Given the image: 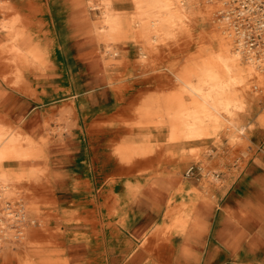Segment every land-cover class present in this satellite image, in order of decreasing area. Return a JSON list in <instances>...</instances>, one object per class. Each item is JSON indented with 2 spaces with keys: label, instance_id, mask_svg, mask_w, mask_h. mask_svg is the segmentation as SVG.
I'll use <instances>...</instances> for the list:
<instances>
[{
  "label": "rangeland",
  "instance_id": "1",
  "mask_svg": "<svg viewBox=\"0 0 264 264\" xmlns=\"http://www.w3.org/2000/svg\"><path fill=\"white\" fill-rule=\"evenodd\" d=\"M184 7L187 18L171 26L170 34L153 32L148 38L140 33L138 9L133 0L117 1L114 10L131 23V37L111 45L113 48L108 51L106 44L95 35V28L102 20V0H0V84L3 88L36 94L29 80L32 78L36 84L49 89L45 98L55 102L67 94L61 89L66 86L75 85L79 92L109 84L119 100L114 112L103 114L98 110L79 123L71 106L50 108L46 137L32 139L33 145L43 150L44 157L3 164L14 174V183L12 195L0 200V218L8 227L0 225L3 230L0 237H4L0 264H68L61 223L65 218L70 223L86 222L85 225L92 220L76 217L75 213L63 217V213L75 209L85 215L96 210L105 216L108 181L133 174L148 177L154 172L171 173L170 168L185 164L186 177L203 179L213 197V192L224 189L225 178L236 174L248 160L254 124L264 127V33L259 28L260 21H264V0H186ZM244 9L249 12L241 17L243 24L247 22L241 29L246 34L247 45H253L250 47L253 51L249 54L250 48L243 47L246 54L242 62L247 66L248 57L253 55L257 69L247 92L250 109L238 116L240 125L246 129L245 137L234 141L229 128L223 127L217 137L187 144L169 143L167 130L158 125L155 117L142 119L141 108L147 100L177 92L176 74L206 58L209 52L219 51V42L213 38L221 33L222 27L232 32L236 38L234 49L238 48L241 31L233 23ZM227 11H230V20L224 19ZM13 19H18V27L26 30L34 42L47 46L45 70L32 67L22 77L17 76L16 67L9 62L6 52L9 38L1 29L2 23ZM72 24L79 27L74 28ZM153 37L157 40L153 41ZM81 49L95 51L92 66L89 61L79 59ZM40 75L44 78L37 77ZM253 95H257L255 102ZM0 123L27 136L20 125L11 124L4 117ZM78 130H82L81 134ZM78 134L82 137V146L78 138H72ZM55 141L69 153L58 155L57 147H51ZM129 143H147L153 153L130 163L122 162L116 150ZM193 146L200 148L188 150ZM58 162L66 166L85 162V166H79L80 170L67 172L77 173L85 182L76 186L73 180L56 184L58 171H51L50 165ZM96 195H99L97 199ZM8 211L13 216H7ZM173 229L180 228L167 226L164 237Z\"/></svg>",
  "mask_w": 264,
  "mask_h": 264
},
{
  "label": "crops",
  "instance_id": "2",
  "mask_svg": "<svg viewBox=\"0 0 264 264\" xmlns=\"http://www.w3.org/2000/svg\"><path fill=\"white\" fill-rule=\"evenodd\" d=\"M94 53H79V59L92 66ZM29 80L36 94L7 90L0 84V122L4 117L35 139L46 137L50 108L71 106L78 123L98 110L106 114L118 108L117 94L109 84L79 92L69 85L61 88L67 91L62 100L49 102L45 98L49 89ZM254 125L248 160L225 178L224 189L213 192V197L203 179L186 177L187 166L179 164L169 169L171 173L126 175L105 183L103 217L96 210L83 215V211L67 209L63 217L75 213L92 220L85 225L65 218L61 223L68 264H264V127ZM79 134L72 138H78L82 146ZM51 147H57L58 155L69 153L59 141ZM68 165H50L51 171H58L55 183H84L86 179L77 173L67 172L78 171L86 163L80 168ZM169 209L173 212L167 216ZM187 216L184 229H173L164 237L174 218Z\"/></svg>",
  "mask_w": 264,
  "mask_h": 264
},
{
  "label": "bare ground",
  "instance_id": "3",
  "mask_svg": "<svg viewBox=\"0 0 264 264\" xmlns=\"http://www.w3.org/2000/svg\"><path fill=\"white\" fill-rule=\"evenodd\" d=\"M117 1L102 0V20L95 28V35L106 44L108 51L113 48L111 45L126 42L131 37V23L114 10ZM184 1L133 0L138 9L136 18L140 33L145 37L159 31L170 34V27L179 25L188 16ZM17 22L18 19H13L1 24L2 31L9 38L6 48L8 60L16 67L17 76L22 77L32 67L45 70L49 56L47 46L34 42L26 30L18 27ZM222 28L221 33L213 38L219 42L220 50L213 48L214 51L209 52L206 58L187 65L176 74L175 80L179 84L177 92L147 100L140 110L142 119H158V125L167 130L169 143L187 144L217 137L223 127L229 128L234 141L243 140L246 135L238 116L250 109L247 92L257 70L255 59L249 56L247 66H244L242 61L246 51L242 44L234 49L233 41L236 38H233L232 32ZM151 39L157 40L155 37ZM90 52L92 49L79 51L85 56ZM256 97L252 96L253 102ZM32 139L0 123V200L7 199L13 193L14 174L10 168L3 167L5 162L23 163L44 157L43 150L36 148ZM116 152L122 162L130 163L136 158L148 157L153 149L147 143H129L119 147ZM172 212V209L168 210V214ZM6 215L13 216L10 211ZM188 218L177 217L174 226L184 229ZM0 225L8 228L2 218ZM5 237L10 239V235L5 234ZM3 238L0 237V248Z\"/></svg>",
  "mask_w": 264,
  "mask_h": 264
},
{
  "label": "built area",
  "instance_id": "4",
  "mask_svg": "<svg viewBox=\"0 0 264 264\" xmlns=\"http://www.w3.org/2000/svg\"><path fill=\"white\" fill-rule=\"evenodd\" d=\"M223 3H226V1H223ZM230 11H227V14L224 16L225 18L224 19H226V20H230V13H229ZM249 11L247 10V9H244V10H241L240 12H239V15H238V21H235L234 23H233V25H234V27H235V29L237 30V31H239V33H240V31H241V35H240V38L241 39H239V41H240V43L239 44H242V46L243 47H246V46H248L249 48L250 47H253V45L252 46H249V45H247L248 43L246 42V39H244L245 38V36H246V34L242 31V27H244V26H246L245 24H247V22L245 23V24H243V19L241 18V17H244L245 15H246V13H248ZM241 15V16H240ZM259 28L262 30V32L264 33V21L263 20H261L260 21V24H259ZM252 51H253V49L252 48H250V49H248L247 50V52H249V54H251L252 53ZM263 53V52H262ZM264 54V53H263ZM250 56H252L253 57V55H250ZM254 58V57H253ZM193 170V169H192ZM192 170H189V174L190 173H192Z\"/></svg>",
  "mask_w": 264,
  "mask_h": 264
}]
</instances>
